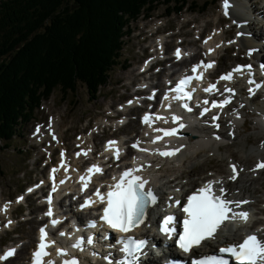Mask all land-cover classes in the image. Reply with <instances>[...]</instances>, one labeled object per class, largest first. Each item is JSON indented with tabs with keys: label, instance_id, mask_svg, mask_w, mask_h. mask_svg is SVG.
<instances>
[{
	"label": "bare ground",
	"instance_id": "6f19581e",
	"mask_svg": "<svg viewBox=\"0 0 264 264\" xmlns=\"http://www.w3.org/2000/svg\"><path fill=\"white\" fill-rule=\"evenodd\" d=\"M228 2L230 4V7L228 8L227 12L231 16H233L237 24L240 25L239 26L240 30H238L237 32L244 33V35H240V38L237 39V42H240L242 47H239L238 53L234 58L231 59L230 56L226 55L228 59H231L232 61L234 60L233 64H231L226 71L222 72L220 76H218L214 80L211 79V75H209V70L212 69V67L205 68L204 64L214 61L213 56L215 52H217L218 49L221 48L222 44H224V34L226 33L227 29L219 30L218 32L214 31L213 32L214 34L211 33L213 35L210 34V36L206 38V42L204 44L203 49L206 52L207 57L205 58L203 63L199 62L195 66H198L197 68H201L202 71L204 72L205 74L204 85H206V88L210 84L216 85V89L211 92H206L208 96H205V97L213 96L214 98H217L219 101H223L225 98L230 97V103L222 107V108H227V109L231 108L235 110V112H230L229 118L226 116L228 118L227 122H230V124L226 126L225 128H223L224 129L223 130L222 126L227 125L226 121H224V119L222 120L223 117L221 118L220 115L212 114L211 116H215L217 117V119L213 120V117H212V119L208 120V122L211 124V127H213V129L214 128L219 129L218 131L216 130L212 131L210 129V126H207L205 128L194 127L193 125H190V122L193 121L194 119L190 117L180 116L179 108L177 107V104L173 102L174 99L172 98L177 95L174 93V91L171 90V88L173 86L176 87L180 79L185 78L186 76L190 75V73H187V74L182 73V75L176 79L174 85L169 88V91H167L168 89H166L165 87V81H164V85L161 83L163 87L161 86L159 82L152 83L151 89H153V91L151 92V90H148L147 88H145L144 93L142 94V95H147V97L144 99L145 102H148L149 99L154 100L155 103L158 105H160L161 102H165V104L166 103L168 104V109H169L168 112L165 114L158 113L154 115V117L159 115L165 118V119H158L159 121L158 124L152 125L154 123V119L152 118L151 130H153V134L155 135V137L156 136L162 137L161 141L153 143L152 141L154 140L153 139L154 137L151 138V136H148L149 137L148 140H145L144 136H141L140 138H138V140L131 141L132 144L139 143L140 141L142 142V145H141L142 148L139 149V153L135 155L128 164L126 165L123 164V167L121 166L117 167L118 165L113 164V165H110L108 168L106 167V164H107L106 159L110 155L116 156L117 150H119V153L125 150L126 143L124 142V140H121V139L110 140V141L115 142L111 146L109 145L110 141H107L105 143L104 148L102 149V156L95 155V153L93 152V150L97 147L96 144L93 143L95 148L91 145H87V146L84 145L86 144L85 138L83 139L81 138L82 139L81 141L83 143L82 145H84L83 149L81 151H76L74 155H69L68 153L69 148L63 142V144L66 146L62 148V152L64 155L60 157L58 165L52 166V168L58 169V171L55 172L56 177L51 180V178L49 177V174H50V171H49L48 178H46L42 182V183H46V182L49 183L47 192H43L41 195L38 196V199L41 200V205L33 209V210H36L40 208L41 206H46L45 213H47L48 208H49L48 197H49V194H51V200H52L51 207H52L53 215L47 216L44 212L40 214L42 218L39 221V225L35 227V229H37L39 233H40L41 228H45V230H49L52 228L53 230L51 231V235L55 236L61 241H64L67 238H71V235L67 233L65 229H61V227L56 228L55 226L57 224L53 225L51 223V221L54 219L58 221H62V217L54 216L56 212H59L57 206L55 205L56 204L55 200H57V198L61 196L62 191L67 190V189H74L75 196H76V193L78 192V195H77V198L79 201V205L77 206L78 210L77 212H74V211H70L69 209H67V214L70 217H74L77 221L82 222L88 218L91 219L90 217L91 207H96L101 203L98 197L95 195L96 190L99 189L102 194H105V190L109 187L114 176H116L119 173L122 174V170L124 169L134 168V169H139V171H137L135 175H139L143 179L147 180L148 187L151 188L154 194L157 195V200H158L157 204L159 205V211L161 212L160 220H162V218L165 217L167 213H170V209L173 206V204H175L176 200H178L180 196H183L184 193H188V191L196 189L199 186L205 185L209 181H213V182L218 181L220 183H214L213 187H215L216 189H218L221 186L224 187L226 189L225 194L228 197V199L248 201V203L246 204H241L239 208H236L235 206H233V209L236 212L247 211L249 213V218L247 219V221H244L240 218L232 220V223L235 224V226H233L232 223L225 224L217 232L215 240H218L219 243L221 242L222 245L232 243L248 231L257 233L260 235V238L264 239V227L263 226L259 227V225L264 224V219L259 216L260 213L264 214V209L260 207L261 209L257 212L258 215L256 213L257 210L255 211V208L257 209L255 204H258L261 201H264L262 198H258V196L260 195H256V193L261 191L262 189L264 193V185H261L262 188L261 187L257 188V186L255 185L257 184V181H256L257 175L254 174L256 171V168H253V166L240 167V165L237 164V162L234 161L232 158H230L231 156H229L228 157L229 159L228 167H226V170L229 172H227L222 167L223 173L225 174H221L222 172L220 173V171H218V169H220L221 166L220 168L214 167L216 168L214 169V171L217 174V176H205V177L199 176L197 178L194 177V179H191V181L188 183L187 181L183 182L180 179V178H183V176L187 175L186 173L183 175L180 174L178 176H175V173L173 172L174 166L179 165L178 166V169H179L182 166V164L188 165L187 161L189 158L192 157L193 160L191 161V163H189L191 164L190 172L192 176L193 174L197 173L195 172L197 169H202L208 165L206 163L201 164L200 163L201 158L206 157L207 162H210L211 160H213L214 156L217 153H220L225 147H227L228 144L232 142V140H238L239 144L243 147V149H246L245 148L246 144L251 139L249 137L242 139L238 133L239 130L237 131L236 129L237 125L241 123L239 116H241V113L248 112V110H246L244 107V104H246L244 103V101H243V104L241 103L242 105H240V103H238L237 100L235 101V98H236L235 95L239 94L241 97H244V98L247 95V93L244 94V92H246L244 91L245 87L241 89L238 88V85H240V82H243V83L250 82L253 85L258 82H261L260 79L255 78V74L253 70L255 66L264 64V29L261 31H258L255 27V24L257 25L259 23H263V27H264V6L262 8H259L260 11L263 12V13H260L258 12V10H254L256 3L258 5L257 0L255 1L247 0L245 2H237V3H235L234 0H228ZM261 2H264V0H261ZM256 17H259L258 22H256V19H257ZM252 20H255V22H253ZM250 29H252L253 31H251ZM225 44H227V42H225ZM249 47L256 49V51H254L253 54L249 55V57L246 59L248 55H245L244 52H242V50L246 48L248 51ZM226 48H227V51L229 52L230 50L234 48V46L229 45ZM210 49L212 50L211 52L209 51ZM177 50L180 51L181 56L189 53L188 50L184 51L182 48H177L176 51ZM224 59L225 57H221V60L219 63L224 61ZM179 60L180 58H178L175 61V63H173V65L169 67V69H172L175 66V64L178 63ZM186 61L187 60H184L182 64H185ZM243 65H251V69L249 70L247 68H244L240 72H234L233 74L234 78L232 80L220 79L221 76L227 74L229 71L235 69L237 66H243ZM177 73H179V70L173 69V73H172L173 75L170 74V76H167V78H171L174 75L176 76ZM159 77H161V75L155 74L154 76L152 75L149 79L152 80L153 78H156L157 80V78ZM161 81H162V77H161ZM156 84L157 86H154ZM219 88H221V90H219ZM225 88H232L234 91L233 93L230 94L225 91ZM189 90H191V88ZM185 91H188V90H185ZM164 94L168 95L169 98L167 100L164 99V96H165ZM162 95L164 96L162 97ZM244 98L243 100H245ZM253 102H256L255 98L253 99ZM251 105L254 106V111L260 113L261 115V118H258L256 123L261 128L260 130L261 134L264 135V106H259L256 104L254 105L252 103ZM127 111H132V109H129ZM145 114H149V113L148 112L144 113L142 116H140V119H143ZM173 115L180 116L181 120L174 122L172 120ZM111 116H114V115H109V117ZM205 117H208V116H205ZM58 119H59V116L54 118L50 126V129H49L50 131L49 135L53 141L52 143L53 145L58 143V138H59V136L55 134L56 133L55 129H57V126H58ZM61 119L62 117L59 120ZM179 123H183L185 127L183 129H179ZM214 123L218 124L219 127H216ZM147 125H150V124L147 123ZM244 125H246V122L244 123ZM44 128L45 127L42 126V127H37L35 129L34 138L36 140L39 138V140H42V143L38 145L37 144L31 145L33 148L34 146H36V148H39V145H41L42 148H44L45 145H47L45 144V141H43L45 137V134L43 133ZM171 128H177L178 131L175 134L166 135V136L163 135L164 133L162 131L161 132L155 131V129H171ZM120 131H122V127L118 128L114 132V135H116ZM59 134L62 136V132H59ZM85 135L87 134H82L81 136H85ZM256 136H259V135H256ZM95 137H96V134H95ZM217 137H219V139H217ZM144 149H146L147 151H144ZM177 149H179V151H176ZM55 150H57V148L54 149L53 151ZM129 151H132V150L129 148ZM163 151L174 152V154L170 156L160 155V152H163ZM252 152H256L257 156H259L260 158L259 163L264 162V146L258 149H252ZM77 153H79V155H77ZM87 155H90V156L85 157ZM92 160L94 162L89 163L87 165V162L92 161ZM226 160L227 158H225V161ZM246 164L248 165V163ZM94 165L100 167L103 171L96 172L95 169H93L92 172H89L88 169L93 168ZM233 165L236 166V172L238 174L235 180L229 179L234 174L233 168H232ZM254 165H257V164H254ZM198 166H200V168H197ZM110 168H113L114 171L108 172ZM260 169L261 168H259V170ZM259 170L258 172H256V174L260 172ZM81 177H84L83 181L81 180ZM61 180H63L64 182L60 183ZM85 182H87L88 190L84 191L83 188H84ZM190 184H192V186H189ZM54 185L56 187L55 192L52 191V188ZM36 186L37 185L31 188L33 189ZM88 197H91L94 203L89 204V206L87 207L81 208L80 205L83 204ZM63 199L65 200V197ZM74 202H76V200ZM12 204L13 202L11 201L2 202L1 207H0V211L1 213H3V215L2 214L0 215L3 217V219L7 220L6 221L7 225H9L10 224L9 221H11L10 217H11L12 209H13ZM60 204H61V207L65 206L64 204H62L61 201H60ZM5 205L8 206L6 210H5ZM82 212L84 214H82ZM28 218H29V221H31V218L33 219L35 217L32 216L31 214ZM35 221H37L36 218H35ZM33 222H34V219H33ZM147 223H149L148 219L146 220V224ZM161 226L162 225H160V227ZM0 229H1V225H0ZM61 233H63V235H61ZM31 235H32V231L30 232V236ZM142 235H145V234H142ZM163 235L164 237L174 240L173 234L169 235L167 233H164ZM95 238H96V235H95ZM149 239L151 241L152 239H155V237L151 236L149 237ZM37 240L38 238H36V242ZM31 247H32L31 241H26L22 244L21 247H18V248L7 246L6 248L1 249L0 256H3L4 253L7 252L9 249H15V253L13 256L8 257L5 260H0V264H9V263L11 264V262H13L16 259H19L24 254H26L25 255L26 257L25 256L24 257L27 259V253L29 252ZM66 252L69 253V250H66ZM117 252L119 256L122 257V255L120 254L119 251H117L112 241H107L105 243L99 242L97 245V254L95 255L96 262L87 263V264H105V263L109 264L110 261H108V259L116 257ZM75 255L76 254H74L73 256L72 255L66 256L65 260H70L71 258L75 259ZM26 259L23 264H33L31 259H29L28 261ZM60 259L61 260H54L50 256L48 258H43L41 264H47L49 260L52 261L53 264H64L63 259L62 258ZM114 261H115V264H118V262H121L120 259L118 258H115Z\"/></svg>",
	"mask_w": 264,
	"mask_h": 264
},
{
	"label": "rangeland",
	"instance_id": "374dc122",
	"mask_svg": "<svg viewBox=\"0 0 264 264\" xmlns=\"http://www.w3.org/2000/svg\"><path fill=\"white\" fill-rule=\"evenodd\" d=\"M195 1L201 5L210 2L208 10L201 13L192 12L191 8H189L185 9V11L181 14L173 13L168 15V5L161 4L158 9L151 14V17L147 18L146 16L142 15L137 21L132 23V33L125 37L126 45L122 54L123 63L121 66H117L113 71H111L110 83L101 88L98 99H93L90 97L86 86L83 84H79L78 90L75 94L71 93L68 96L64 95L60 89H56L50 99L44 100L41 107L35 111L33 119L30 122L24 124L20 130V134L10 142V146L4 149L0 146V205L2 202H14V205L12 204L13 213L11 216L12 222L10 226L15 227L13 233L8 232L7 228L10 226L8 227L5 225L6 220L0 218V224L2 226V245H0V250L15 244H17V247H21L26 241H31L32 246H34L38 231L35 229V227H37V224L39 223L38 218L45 210V207L41 206L40 208L33 210L34 208L40 206V199L34 195H27L29 188L24 189V187L27 184L34 185L36 182L40 183L47 178L46 176L49 166L58 162L59 152L61 157L63 147L68 146L70 149H68L69 154L74 155L77 151V148L75 152L74 149L71 148L75 146V143L81 134H87L79 138L78 144H80V148H83L84 145H91L95 148L94 144H96L98 147L97 150L101 151L102 145L104 143L103 140L105 138L113 136L116 138V136L119 135L126 142V148L128 149L131 148V141L137 140L144 134L145 130L144 126L141 124L140 116L150 106L147 105L145 108L133 109V111L129 114L130 122L125 127L119 126V123H122L126 119H114L109 117V115H114L117 113L118 109H120L118 108V105L124 102L123 99L126 98L127 95L131 96L130 92L132 83L142 79V76L138 74V69L140 67H144L143 65L151 63L154 59H158L160 56H162L159 54L158 44H162L161 42L166 41L165 51L167 54H165V57H170L172 59L171 62L176 60L174 58V50L182 40L184 41V45H188V50L191 53H199L201 57L205 59L207 54L203 49L204 43H196V37H198L200 32H203L206 38L214 31L218 32L219 30L227 29L228 31L226 30V33L224 34V37L226 36L225 42H227L228 45H233L234 48L228 52L226 51V47L228 46L226 44V47L221 48L220 50L218 49V51L214 54L218 57H225L224 61L221 63H219L221 58L218 60L217 72L220 74L226 71L228 67L233 64L234 60L232 61L231 59L237 55L239 47H242L241 43L237 42V31L240 30V25L237 24L235 18H233V16L230 14L229 19L227 17H223L226 15L225 13L224 15L222 14V5L225 0ZM245 1L247 0H234L235 3ZM257 1L258 5L256 3L254 10H258V12L263 13L259 9L264 6L263 2H261V0ZM256 18V22H258L259 17ZM252 21L255 22V20ZM255 27L258 31L264 29L263 23H259L257 25L255 24ZM156 30H158L160 35L155 34ZM250 30L253 31L252 29ZM229 41L233 42L229 43ZM242 52H244L245 55H248L246 48H244ZM226 55L230 56L231 59H228ZM181 66H178L177 64L175 69L179 70ZM172 73L173 69H169L167 65V70L164 72L162 70V72L159 74L162 77V81L161 77H159L157 80L156 78H153L151 82H159L160 84L162 83L164 85L163 78L166 79V77L170 76ZM173 77H175V75L171 78ZM154 86H157V84ZM244 87L248 88V85L244 84ZM261 94V96H263L264 92H261ZM261 96L256 100V102H253L252 104L264 106V100L261 98ZM243 98L244 97H241L239 94H237L235 101L237 100L240 105H242L244 101V103H246L244 104V107L246 110H248V112L241 113V116H239L241 123L237 125L236 129L237 131L239 130L238 133L242 139L247 137L251 138L246 144V149H243L238 140H232V142L224 148L225 150L223 149L220 153H217L210 162H207L206 157L201 158L200 163H206L208 165L202 169H197L195 171L197 173L193 174L192 176L190 172L191 164L189 163H191L193 158H187L188 165L182 164L179 169V165L174 166L173 172L175 173V176L180 174L183 175L185 173L187 174L183 176V178H180L181 181H187L189 183L191 179H194V177L217 176L214 169L220 168V166L221 168L218 169V171H220V173L222 172L221 174H225L223 173L222 169L224 168L226 170V167H228L229 156H231L230 158L236 161L240 167L253 166V168H256V165L254 164H258L260 158L257 156L256 152H252V149H258L264 146V135L261 134V128L256 123L258 118H261V115L260 113H254L251 110L252 107L254 109V106L250 105L247 97L244 98L245 100H243ZM230 109V112H235L234 109ZM57 116H59V119L62 117L61 120L58 119V126L57 129H55V134L59 136V144L57 143L53 145V141L49 135V129L52 121ZM226 116L229 118L230 114L222 116L227 124H224L225 126H223L222 129L230 124V122H227L228 118ZM49 119L50 121L48 122ZM40 121H45L48 123V125L43 130V133L45 134L43 141L48 143L45 145V142L44 149L41 147V145H39V148H36V146L33 148L31 146L33 144L38 145L42 143V140H39V138L37 140L34 138L35 127ZM245 122L246 125H244ZM119 127H122V133H117L116 136H111V134H114V132ZM59 132H62V136L59 134ZM81 138L86 139V144L82 145L83 143ZM63 142L66 146L63 144ZM58 146H61V148ZM56 148H58L56 152H49ZM52 153L53 160L49 162V157L52 155ZM225 158H227L226 161ZM92 162L94 161H88L87 165ZM246 163H248V165ZM197 168H200V166ZM257 169L258 168H256V170ZM113 170H109L108 172H113ZM254 174L257 175V184L255 185L257 188H262L261 185H264V168L260 170L258 174H256V172ZM45 185H47L46 188H48L47 182ZM190 185L192 186V184ZM262 190L257 192L256 195H260L258 198H262L264 200V193ZM22 194H24L23 202L20 204L15 203V200L20 198V195ZM255 205L257 207V209L255 208V211L257 210L256 213L261 208L264 209V201H261ZM29 210L30 213H27ZM0 214L3 215L1 211ZM31 214L36 218L37 221H35V218H33L34 222L32 218L31 221H29V219L23 220ZM31 231L32 235L30 236ZM31 248L30 250L28 249L29 252L27 253V259L25 258L26 254H24L19 259L14 260L15 262H11V264H23L25 259L28 261L30 258Z\"/></svg>",
	"mask_w": 264,
	"mask_h": 264
},
{
	"label": "trees",
	"instance_id": "16d2710c",
	"mask_svg": "<svg viewBox=\"0 0 264 264\" xmlns=\"http://www.w3.org/2000/svg\"><path fill=\"white\" fill-rule=\"evenodd\" d=\"M160 3L206 11L190 0H0V144L9 147L44 99L80 83L93 99L122 65L132 22Z\"/></svg>",
	"mask_w": 264,
	"mask_h": 264
},
{
	"label": "snow or ice",
	"instance_id": "6c2138e0",
	"mask_svg": "<svg viewBox=\"0 0 264 264\" xmlns=\"http://www.w3.org/2000/svg\"><path fill=\"white\" fill-rule=\"evenodd\" d=\"M230 7L228 0H225L224 8L225 13L227 14V10ZM238 35H244V33H238ZM233 41H229L232 43ZM212 51L211 49L209 50ZM256 49L249 47L248 54L252 55ZM177 58L180 57V51H176ZM203 63V62H202ZM213 66V62L204 64L205 68H211ZM198 66L193 67V72L195 73ZM264 68V64L261 65ZM244 68L251 69V65H243L237 66L235 69L229 71L227 74L220 77L222 80H232L234 78V72H240ZM202 75V74H201ZM195 77L186 76L183 78L172 91L176 92L178 95L172 97L173 99H192V91H185L186 86L194 79ZM260 87V85H257ZM216 89L215 84H210L207 88L204 89L205 92H211ZM225 91L228 93H233L232 88H225ZM249 93L253 94L252 89H249ZM169 97L165 94L164 99L167 100ZM131 103V101H129ZM204 104H207L208 101H203ZM230 103V97L225 98L223 101L217 103L213 101V107H223ZM184 108L191 111L188 104L185 103L183 105ZM208 108H204L200 113L203 116L206 112H208ZM155 119H165L157 115ZM217 117H213V120H216ZM145 123H152V117L149 114H145L143 117ZM172 120L174 122L180 121L181 117L177 115L172 116ZM219 127L218 124L215 125ZM185 125L183 123H179V129H183ZM157 132H163L164 135H172L175 134L178 129H155ZM162 137L156 136L152 141L155 143L160 140ZM219 139V137H217ZM114 141H110L109 145L114 144ZM137 145H133L136 147ZM144 151H147L144 149ZM176 151H179L177 149ZM86 154V153H85ZM174 152L163 151L160 152V155L170 156L173 155ZM63 152L61 156H63ZM79 155V153H77ZM117 159L119 158V150H117ZM233 176L229 179L235 180L237 178L236 166L233 165ZM256 168H264V162L258 163ZM95 169L96 172H102L103 170L98 166H93V168H89L88 171L92 172ZM58 169H53L55 173ZM139 171V169L129 168L124 171L119 180L114 184L109 186V190L106 194H102L99 189L96 190L95 195L98 197L100 202H104L106 200V206L103 208V215L100 217V220L104 221L110 228L114 230H118L122 233L128 232L130 229L140 225L144 222L147 209L156 203L157 195L154 194L151 188L145 190V185L148 183L147 180L143 179L139 175H135V173ZM115 179V178H114ZM81 180H84V177H81ZM64 181L61 180L60 183ZM220 182L209 181L204 186L197 189L191 195L187 197V203L183 206V213L186 215L183 219V230L179 233V239L176 241L179 248L182 249L185 253L190 252L193 248L198 247L203 241L207 239H215L217 231L221 229L222 225L229 220H234L240 218L244 221H247L249 218V213L247 211L236 212L233 209V206L239 208L241 204H246L248 201L242 200H230L225 198L224 193L226 189L224 187H219L216 191L213 190V184ZM87 182L84 183V188H87ZM29 192L32 189H28ZM52 191H56L55 185L52 188ZM218 192L219 194H216ZM20 199H23L21 197ZM94 203L91 197H88L83 204L80 205L81 208L89 206V204ZM179 203V201H177ZM49 208L47 216H52V200L51 194L48 197ZM7 205H5V210L7 209ZM175 220V217L169 215L164 217L163 224L161 226V231L167 233L169 235L174 234L176 232L175 227H169ZM11 223V221H9ZM51 223L56 225L59 223L58 220H52ZM88 225L90 227L96 226V221H89ZM40 244L38 251L33 254V264H41L42 258L48 253L46 252V236L47 232L45 228L40 229ZM63 235V233H61ZM107 238V237H105ZM87 242L91 244L93 242L92 237H88ZM123 243L122 251L127 253L128 256H132L134 252L139 251L145 244L144 240H133L131 237L126 239L121 238ZM80 247L78 243L76 245ZM62 251V250H61ZM15 253V249H9L4 253L3 256H0V260H5L8 257L13 256ZM219 254L213 255H204L199 258L192 259L191 264H230V257L235 261V264H264V239L258 238L256 234L248 235L243 239L242 243H228L224 247H220L218 249ZM227 254V256L223 255ZM135 257L132 259H126L124 261L118 262V264H135ZM47 264H53L52 261H48ZM64 264H79L78 260L70 259L65 260Z\"/></svg>",
	"mask_w": 264,
	"mask_h": 264
}]
</instances>
